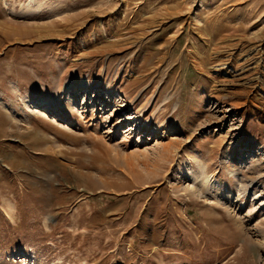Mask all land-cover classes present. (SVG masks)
Instances as JSON below:
<instances>
[{"label": "rangeland", "instance_id": "obj_1", "mask_svg": "<svg viewBox=\"0 0 264 264\" xmlns=\"http://www.w3.org/2000/svg\"><path fill=\"white\" fill-rule=\"evenodd\" d=\"M0 264H264V0H0Z\"/></svg>", "mask_w": 264, "mask_h": 264}]
</instances>
